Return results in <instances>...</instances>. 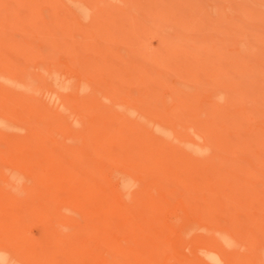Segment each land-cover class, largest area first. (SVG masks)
<instances>
[{"label": "rangeland", "instance_id": "obj_1", "mask_svg": "<svg viewBox=\"0 0 264 264\" xmlns=\"http://www.w3.org/2000/svg\"><path fill=\"white\" fill-rule=\"evenodd\" d=\"M190 52L196 56L189 57ZM19 81L41 85L39 96L41 91L66 90L70 105L80 101L84 119L101 115L112 121L117 143L131 132L132 139L176 157L182 151L169 131L176 123L189 126L224 168L191 162L187 171L209 184L213 179L229 182L226 206L213 202L207 207L184 188L164 191L158 195L163 206L150 210L153 223L171 226L170 252L184 253V259L192 258V249L202 264L210 250L226 254V264H252L255 256L264 257V0H0L1 109L21 110L13 122L15 131L40 123L48 136L62 117L50 109L47 98H37L39 107H28L33 110L27 121L22 116L27 101L12 92ZM114 97L118 100L112 102ZM190 138L184 134L181 139ZM34 145L40 148L35 159L6 155L5 146L0 153L8 163L28 169L80 162V180L94 159L85 144H80V155L60 139ZM187 205L193 213L199 205L210 225H234L239 235L232 248L204 249L209 243L203 239L190 248L185 236L201 232L194 214L181 211ZM47 212L16 218L10 211L14 237L34 245L35 253L63 245L56 229L59 216ZM85 226L80 217L81 235ZM90 239L80 237L81 250L87 251ZM8 241L0 236L1 247L9 246Z\"/></svg>", "mask_w": 264, "mask_h": 264}, {"label": "bare ground", "instance_id": "obj_2", "mask_svg": "<svg viewBox=\"0 0 264 264\" xmlns=\"http://www.w3.org/2000/svg\"><path fill=\"white\" fill-rule=\"evenodd\" d=\"M190 53L189 57L195 54ZM40 86L33 87L19 81L13 89L14 95L27 101L22 103V116L28 121L27 112L33 110L28 107H39L36 99L47 98L50 109L58 113L61 120L53 126L48 136L45 135L46 128L41 127L40 123L17 127L15 131L13 122L21 110H11L9 113L2 111L0 106V146H5L4 154L17 155L18 160H25L26 155L35 159L40 156V148L34 145L35 142L60 139L62 144L67 143V148L75 149L78 155L80 144L87 145L94 159L81 171L85 177L80 180L79 161L75 166L66 163L60 168L28 169L23 164L15 165L11 160L8 163L0 153V236L8 237L10 244L0 246V264H202L195 249L191 251V259L187 257L190 254L186 257L184 255L186 259L182 258L184 253L181 254L182 257L176 256L179 255L177 252L176 255L175 252L172 254L170 251L174 250L170 248L171 234H168L171 226L169 229L165 228L163 221L153 223L154 219L149 213L150 210L163 206L158 198L160 192H181L182 188L194 193L196 199H202V204L207 207L212 206L213 202L226 206L224 200L232 189L229 182L211 178L213 181L209 184L208 181L192 179L187 171L191 169V162H207L213 168H224L208 144L191 134V128H184L186 125L182 123H176L173 130L169 131L174 135V143L182 151L181 154H175L176 157L164 154L145 141L132 139L129 137L131 132L117 143L113 137L111 120L100 115L88 121L80 114V101L73 106L68 103L64 96L66 90L50 94L41 91L39 96ZM182 98L187 101L186 97ZM115 100L118 98H111L112 102ZM122 100L124 104L126 99ZM184 134L191 138L181 139ZM20 142L27 144H16ZM178 155L182 156L177 157ZM183 155H188L191 160L187 161ZM190 200L195 201L194 198ZM194 206V213L193 209L191 211L188 208L190 205L181 210H189L199 222L197 230L201 234L196 237L188 234L185 236L187 241L192 242L190 248L194 241L202 239L209 243L204 249L217 247L225 251L232 248L234 241L238 240L236 235H239L236 227L231 224L228 227L227 223L221 221L210 225L205 212L198 209L199 205ZM12 209L16 218H26L40 211L56 213L59 216L57 234L63 245L35 253L37 250L34 245H27V241L19 239L18 235L14 237L16 233L11 230V225L14 224L10 213ZM2 212H5L6 217ZM183 213L190 214L185 211ZM61 216L65 220L60 221ZM80 217L86 222L82 235ZM88 235L91 242L85 252L81 250L80 237L84 240ZM84 255H88L90 260L85 261L82 258ZM228 259L226 254L221 256L210 250L206 264H226ZM252 264H264V257L255 256Z\"/></svg>", "mask_w": 264, "mask_h": 264}]
</instances>
